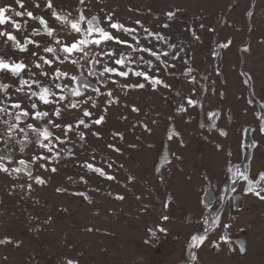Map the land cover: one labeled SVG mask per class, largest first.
<instances>
[{"label":"rangeland","instance_id":"rangeland-1","mask_svg":"<svg viewBox=\"0 0 264 264\" xmlns=\"http://www.w3.org/2000/svg\"><path fill=\"white\" fill-rule=\"evenodd\" d=\"M45 2L23 0L27 10L52 24ZM36 3L39 8L34 7ZM4 4L24 10L15 0H0V6ZM53 4L57 11L73 17L81 10L87 17L98 16L104 27L108 13L128 27H139L135 21L140 20L145 28L177 45L169 51L182 48L183 52L176 60L169 56V64L175 67L160 73L171 88L155 91L147 85L122 93L120 85L137 78L114 77L118 83L100 85L92 73L102 71L101 65L81 61L73 66L65 61L63 70L69 77L77 75V83L87 82L101 92L112 89L119 103L108 108L103 125L87 130L83 147L74 135L72 143L61 145L71 148L74 155L62 152L59 162L49 165L56 172L33 166V175L42 176L45 185L29 180L26 173L0 172V240L14 241L0 244V264H64L67 258L79 264H264V200L247 192V182L228 171L238 167L253 180L264 172V132L259 118L264 116V0H85L83 5L79 0H53ZM170 11L176 12L172 20L166 16ZM15 19L28 23L20 31L3 27L21 42L25 37L41 44L51 39L38 21L26 16ZM164 24L169 26L164 28ZM53 26L59 30V25ZM60 35L68 38L65 33ZM149 40L142 43L147 46ZM229 40L227 48L219 47ZM0 55H5L2 38ZM6 56L31 61L30 52L19 53L11 44ZM187 68L192 69L190 75L184 74ZM31 71L38 70L32 66ZM0 82L13 85L10 91L18 86L10 75L0 74ZM62 83L74 86L68 77ZM88 94L93 95L91 89ZM187 97L197 100V105L189 106ZM107 99L99 96L97 107L90 108L93 119L102 114ZM133 105L140 109L138 113L131 111ZM53 107L42 110L51 114ZM180 107L187 111H178ZM79 116L73 109L56 122H74ZM145 124L151 131L144 129ZM92 131L101 138L91 136ZM114 132L123 133L124 139H113ZM253 142L256 146L248 147ZM109 143L121 148L122 155L112 152ZM132 144L136 147H128ZM34 151V146L23 153L16 149V160H30ZM93 154L99 167H104V160L114 162L115 171L105 168L115 175L114 181L79 166L93 162ZM121 164L123 168L118 167ZM82 175L87 183L80 181ZM28 183L33 185L30 191L19 187ZM79 192L88 199L72 195ZM117 194L124 199L117 200ZM217 214L219 221L214 223ZM209 225L207 238L194 247L192 236L203 235Z\"/></svg>","mask_w":264,"mask_h":264},{"label":"snow or ice","instance_id":"snow-or-ice-1","mask_svg":"<svg viewBox=\"0 0 264 264\" xmlns=\"http://www.w3.org/2000/svg\"><path fill=\"white\" fill-rule=\"evenodd\" d=\"M79 3L83 5L85 0H79ZM15 4L24 10H17L12 4L0 6V38L3 39L5 45V55H0V74L10 75L18 81V86H15L12 91L10 89H13V85L0 82V145H2L0 147V172L7 175L26 173L29 180L39 185H45L47 181L42 176L33 175V166L39 164V167L44 171L56 172L57 168L55 166L49 167V165L58 163L62 152H66L70 156L74 155L71 148L65 147L62 149L61 145L66 146L72 143L71 136L74 135L83 147L87 143L86 137L89 135L87 130L93 125H103L106 122L105 117L108 108L114 103H119V98L113 96L112 89L101 92L100 87L90 85L87 82L77 83V75L69 77V73L63 70L65 61L70 62L73 66L81 61L86 64H91L94 61L95 64L101 65L102 71L92 73V75L98 76L96 84L100 85H106L109 81L114 84L118 83L119 81L114 77L124 78L125 80L130 77L137 78L136 82L121 84L122 93L132 89H144L147 85H150L155 91L160 87L171 88V85L166 82L160 73L175 67L174 64H169L168 57L171 56L172 60H176L180 57L183 49L169 51L176 49L177 45L171 43L165 35L145 28L140 20L135 21V24L139 27H128L113 20V14L108 13L104 18L107 27H104L98 16L87 17L81 10L77 16L73 17L70 13L64 14L57 11L53 0H46L44 7L48 9L49 18L52 21V24H50L49 19H45L44 16H37L33 11L27 10L23 0H15ZM34 7L39 8V3L34 4ZM175 15L176 12L173 11L166 13L169 20H172ZM247 15L251 16L252 12L249 11ZM25 16L29 20L38 21L43 32L51 38L47 43L41 44L29 37H25L24 42H21L12 31L3 27L10 26L20 31L28 23V20H24L22 24L15 17ZM53 25H59V30ZM168 26V24L162 25L164 28ZM203 27L204 25L201 24L200 28ZM34 31L39 34L40 30L34 29ZM190 31H193L195 36L194 30L190 29ZM209 31H214V29H209ZM60 33H65L68 38H61ZM122 35L124 38H121ZM148 37H151L152 40H149L147 46H145L142 40H146ZM195 38L199 40L198 36H195ZM154 41L167 45V48L159 47V44L154 43ZM230 43L229 40L227 43L219 45V47L227 48ZM9 44L19 53L30 52L31 61L26 63L23 59L7 57L6 48ZM29 45L37 51H31ZM212 54L218 55L216 52ZM187 63L188 61L185 60V66H187ZM45 65L48 69H51V72L45 70ZM32 66L38 71L32 72ZM191 72L192 69L187 68L184 74L190 75ZM25 73L28 74L27 78H25ZM169 75H173V73L169 72ZM40 77H43L44 80H41ZM65 77H68L74 86L70 87L69 84L62 83ZM192 80L194 81L195 77H192ZM44 81H47V83ZM89 89H91L93 95L88 94ZM102 95H106L108 99L105 101L102 114L93 119L94 112L90 111V108L95 109L97 107L98 97ZM186 100L189 106H195L198 103L197 100H193L191 97H187ZM25 104L29 106L25 107ZM85 105L89 107H85ZM49 106H54L51 114L49 111L42 110V108H48ZM73 109L80 112V116L74 122H56L57 119H63L66 111ZM131 111L138 113L140 109L133 105ZM178 111L185 112L187 109L180 107ZM209 115L215 116L216 113H210ZM25 118H29L32 122H28ZM124 118L126 119V117ZM259 118L262 120L260 131L264 132V116ZM143 127L145 130L151 131L146 124ZM57 132H59V135H57ZM90 134L97 139L101 138L100 133L97 131H92ZM117 137L121 141L124 139L123 133L114 132L113 139ZM29 146H34L37 149L33 152L31 159L20 158L16 160V149L23 153ZM255 146V142L248 145V147ZM107 147L112 152L122 155V149L117 147L115 143H109ZM128 147L134 148L136 145L132 144ZM93 153H95V150H93ZM96 159V155L93 154L91 156L93 162L84 161L79 166L106 180L114 181L116 179L115 175L105 171V168L115 171L114 162L104 160V167H99L95 163ZM10 164L14 166L9 167ZM118 167L123 168V165L121 164ZM228 171L233 173L235 179L247 182V192L253 193L264 200V195H262L264 187H261V182L264 181V172L259 174V179L253 180L249 178L246 171L240 170L238 167L235 171H233V168H229ZM128 178L134 179L131 176ZM68 179L72 181L73 178L68 177ZM79 179L87 183L83 175ZM235 179H233V183H235ZM19 187L30 191L33 185L28 183L27 185H19ZM56 191H65V189L57 188ZM72 195L83 196L88 199L83 192L72 193ZM115 198L123 200L124 196L117 194ZM163 219L167 220L168 217L164 216ZM218 221L219 214L213 217L214 223ZM211 227L212 225H209L208 228H205L203 235L192 236L194 247H198L204 242ZM224 227L227 228L229 225H224ZM88 230L91 231L92 229ZM160 231L165 232L166 229L161 228ZM222 239L226 238L222 237ZM9 243H14V241L7 237L0 240V244ZM215 246L219 247L218 245ZM240 251H245L243 246H241ZM195 258V254H193V259ZM64 264H79V262L67 258Z\"/></svg>","mask_w":264,"mask_h":264}]
</instances>
